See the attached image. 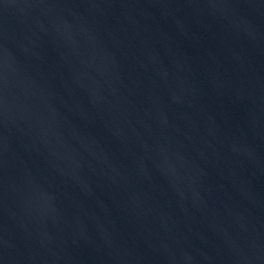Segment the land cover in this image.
Wrapping results in <instances>:
<instances>
[{"label":"water","instance_id":"water-1","mask_svg":"<svg viewBox=\"0 0 264 264\" xmlns=\"http://www.w3.org/2000/svg\"><path fill=\"white\" fill-rule=\"evenodd\" d=\"M0 264H264V0H0Z\"/></svg>","mask_w":264,"mask_h":264}]
</instances>
